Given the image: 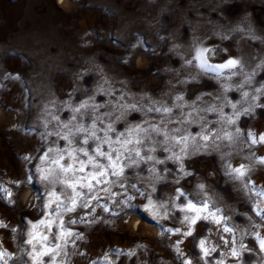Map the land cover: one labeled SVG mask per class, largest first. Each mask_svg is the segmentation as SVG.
<instances>
[{"label":"rangeland","instance_id":"374dc122","mask_svg":"<svg viewBox=\"0 0 264 264\" xmlns=\"http://www.w3.org/2000/svg\"><path fill=\"white\" fill-rule=\"evenodd\" d=\"M200 48L214 50L206 54L212 64L235 58L243 67L223 76L204 71L194 59ZM230 71L236 74L229 79ZM84 101L88 108L72 111ZM229 117L236 123L229 124ZM80 125L88 131L77 132ZM137 126L146 131L129 135ZM106 133L113 141L132 140L129 152L104 143ZM261 135L264 0H0V185L7 190L0 192V221L7 225L0 227V252L8 253L0 264H34V250L56 245L37 264H53V258L55 264H264V144L252 143ZM98 145L106 153L124 152L125 175L109 177L116 182L91 192L78 186L76 210L62 211L73 192L61 181L96 171L79 149L107 167L109 161L96 156ZM61 156L74 172L65 174L53 163ZM79 161L86 164L84 173ZM240 165L243 177L232 171ZM92 196L99 197L92 207L79 206ZM128 196L136 207L124 202ZM189 201L207 204L201 217L214 213L221 222L201 218L192 235H184L190 228L184 216L195 215L180 211ZM69 231L74 235L61 238ZM29 233L38 234L31 245ZM234 249L239 257L231 255Z\"/></svg>","mask_w":264,"mask_h":264},{"label":"snow or ice","instance_id":"6c2138e0","mask_svg":"<svg viewBox=\"0 0 264 264\" xmlns=\"http://www.w3.org/2000/svg\"><path fill=\"white\" fill-rule=\"evenodd\" d=\"M210 51H214V50L213 49H208V48H200V49H197L195 51L194 59L199 62L198 66L204 71L215 73L217 76H223L225 70H235V69H241L243 67L241 62H240V60H237L235 58H229L224 63L212 64V63H210L208 61L207 56H206V54L208 52H210ZM191 62H192L191 60L188 61V63H191ZM235 74H236V72L230 71V75H229L228 78L230 79L231 75H235ZM15 78L18 79L19 77H15ZM245 82L247 83L249 81H245ZM228 90H229V86L226 85L225 86V91H228ZM256 91L259 92V91H262V90L261 89H257ZM248 95L249 94L247 92L243 93V96L245 98H247ZM176 99L177 100H183L184 98L182 96H178V97H176ZM254 99H256V98L254 97ZM88 107H89V102L88 101H84V102L80 103L79 107L72 108V111L75 112V113H79V112H81L82 109H86ZM92 107L96 108V107H100V105H92ZM131 107L135 108V105H132ZM231 107L233 109H235L237 107V105L235 103H233V104H231ZM207 110L208 111H216V108L215 107H210ZM149 111H157V112L163 111L164 113H170L171 109L170 108H163V109H160V108L151 109L150 108ZM244 111H245V113H247L249 111V109H245ZM237 116H239V113H237ZM75 118L76 117L73 116V119H75ZM53 119L58 120L59 118L54 116ZM227 122L229 124H235L236 123V121L234 119H232L231 117L228 118ZM64 127L67 128L68 125L65 124ZM95 127H96V125L93 124L92 128L95 129ZM86 131H88V129H86L83 125H80V126L77 127V132L83 133V132H86ZM108 131H114V128L112 127V125L108 126ZM143 131H146V130L140 128L139 126H137L135 128H130L128 130L129 135H131L132 133L143 132ZM152 131L159 132L160 129L155 127V126H153ZM236 132H237V134H239L240 129H236ZM105 135H106V139L104 140V143L109 144V146H111L112 143L120 144L121 148L124 149V152H129L128 145L133 143L132 140L125 139V140L121 141L119 136H118L117 139L115 141H113L110 137H107V133ZM119 135L123 136V133H120ZM249 135H251V134H249ZM91 136L93 138H95L96 137V132L92 131L91 132ZM201 138L204 141H208L210 137L208 135H202ZM226 138L231 140L232 139L231 134H226ZM63 139L68 140L69 144H71V142H72L71 140H69V137L67 135H65L63 137ZM193 139H195V138L193 137ZM187 140H188L187 136H184L182 138L183 142H186ZM182 141L181 140H176V143L179 144ZM83 142L85 144H87L88 140L85 139ZM135 143L140 144V143H142V141L137 139L135 141ZM252 143L253 144H255V143L264 144V135H261L259 137V140H256L255 138H253ZM49 151L51 152L52 150L49 149ZM79 151L83 152L84 156L87 157V165H91L92 168L96 169V171L88 172V174L86 176H83V177H80L78 179H75L72 182H69L68 180L61 181V183H64L69 188H71L72 192H73V194L70 196V204H71V206L64 207L62 209V211L74 212L76 210V208L78 206L77 197H81L82 196V193L77 190L78 186H79V188H87L88 191L91 192V191L94 190L95 185H110V184H113V183L116 182L114 180H110L109 177H123L125 175V167L126 166L122 165L120 163L121 157L124 155V152H121L119 149L113 148L112 152L106 153V152H104L101 149V147L99 145L97 146V148L95 150L96 156L105 157L109 161L107 167L105 165H103V164L98 163L95 160V158L93 156L89 155L88 151H86L85 149L81 148V149H79ZM131 152H135V155L137 157L141 156L140 151L135 149V148L131 149ZM113 153H115V157L113 156ZM68 156L73 160L74 163L77 161V157L74 155V152L70 151L68 153ZM127 158L131 159V155H129ZM143 158L144 157H141V159H143ZM62 159H63V156H61L60 159L53 161V163L57 164V166L60 168L61 172L66 174V173L74 172L76 170V169H74V164H68L67 166L62 165L60 163V160H62ZM147 159L148 160H153L154 157L148 156ZM176 159H180V157H176ZM160 162L161 161H157V163H160ZM260 162L264 163V158H262ZM133 163H135V162L133 161ZM130 166L131 165H127V167H130ZM85 168H86L85 162L84 161H79V169H78V171L81 172V173H84L85 172ZM109 169H111V172H109ZM232 171L235 172V173H238V175L240 177H243L246 174L245 173V169H244V165H240V167L234 168V169H232ZM41 179L42 180H48L49 179V176L45 175L43 173V170H41ZM119 186L120 187H124V184H123L122 180L120 181V185ZM131 187H135V185H131ZM203 187H204L203 185H200L201 189H203ZM153 190H155V189H153ZM5 191H7V190L4 189L2 185H0V192H5ZM101 191L105 192V193H110L111 192V188L110 187H102ZM111 194L112 195H116L115 193H111ZM140 194L144 196L145 200H147V206L155 207V205L153 204V201L151 199H149L147 195H145L144 193H140ZM8 195L10 197L11 193H8ZM50 196L53 197L56 201H60V197L57 196L55 193H50ZM180 196H183V193H180ZM98 199H99L98 196L89 197V199L87 201H85L83 204H80L79 206L83 207V208H90V207H92L91 201H98ZM132 199L133 198L131 196H128V197H126V200L124 201L128 205L129 208L136 207V205H133L131 203ZM120 202L121 201H119V200L114 201V203H120ZM48 206L49 207L52 206V200L51 199L49 201V205ZM57 207L59 208L60 205L58 204ZM101 207L103 208V210L105 212L109 211V209L107 207H104V206H101ZM160 207L166 208L165 205H160ZM180 211L195 213V215H193V216L185 215L184 218H183L184 222H187L189 224V226H190L189 230L184 233V235H187V236H191L192 235L191 226L195 225L197 223V221L200 220L201 218L208 219L209 216H211L214 219L215 223L219 224L221 222V218L215 217L214 213H209L207 216L201 217V213L208 211V205L207 204H204L203 207H198L195 203H193L192 201H189L185 207L180 209ZM165 218H167V212H165ZM262 218H264V217H262ZM47 223L50 226L52 221H49ZM71 223H76V221L73 220V221H71ZM40 224H45V221H43V220L40 221ZM62 225H63V221L61 220V226ZM0 227H7V225H4L3 222L0 221ZM37 227H38V225H36V224L32 225L33 229H36ZM224 231L225 232H231L232 229L225 227ZM176 232L179 233L180 229H176ZM36 235H38V234L37 233H29V236L32 237L31 239L28 240V243L30 245L33 243V239L36 238ZM72 235H74V233L71 232V231L66 232V233L62 232L61 233V238H63L64 236H72ZM40 239L41 240H47V237L40 236ZM200 247H201L204 255L207 256L209 254L210 250L205 247V241L204 240L200 241ZM259 247L261 248V250H264V239H261L259 241ZM59 248H60V245H56L55 248L47 249L46 251H43V252H35V250H34V253H33L34 264H37V262L39 260V257L45 256V255H49L51 252H55ZM241 248L243 249V248H245V246L243 244H241ZM110 251L114 252L117 255L121 254V252L119 250L110 249ZM211 251H215V249L213 248V249H211ZM5 255H8V253L0 252V257H3ZM231 255L233 257H239L240 252H238L237 250L234 249L232 251ZM53 264H55L54 258H53ZM185 264H192V262L191 261H186Z\"/></svg>","mask_w":264,"mask_h":264},{"label":"bare ground","instance_id":"6f19581e","mask_svg":"<svg viewBox=\"0 0 264 264\" xmlns=\"http://www.w3.org/2000/svg\"><path fill=\"white\" fill-rule=\"evenodd\" d=\"M27 193H28V191H27V192L25 191V192L23 193V195H22L23 199H26V198H27ZM28 194H29V193H28Z\"/></svg>","mask_w":264,"mask_h":264}]
</instances>
